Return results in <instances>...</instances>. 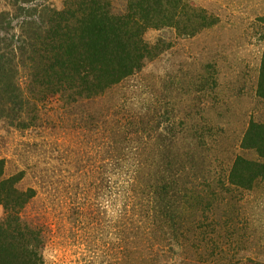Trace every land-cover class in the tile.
I'll list each match as a JSON object with an SVG mask.
<instances>
[{"label":"rangeland","instance_id":"1","mask_svg":"<svg viewBox=\"0 0 264 264\" xmlns=\"http://www.w3.org/2000/svg\"><path fill=\"white\" fill-rule=\"evenodd\" d=\"M127 1L111 0L112 9ZM177 1L178 25L145 30L158 50L140 71L99 96L37 95L22 113L28 126L16 113L0 118V179L32 195L18 214L40 233V264H264V182L228 183L236 156L256 158L241 148L250 122H264V0ZM189 16L186 29L201 25L194 34L183 30ZM168 171L196 186L190 207L201 227L159 262L156 249L134 255L128 210L139 205L128 195L135 181ZM6 214L0 205V221Z\"/></svg>","mask_w":264,"mask_h":264},{"label":"trees","instance_id":"2","mask_svg":"<svg viewBox=\"0 0 264 264\" xmlns=\"http://www.w3.org/2000/svg\"><path fill=\"white\" fill-rule=\"evenodd\" d=\"M164 7L170 12H163ZM184 9L177 0H128L124 12H115L111 0H70L62 10L48 6L46 0L0 3V118L16 113L21 116L17 125L25 127L22 113L37 95L72 99L101 95L154 58L158 49L145 42V30L178 25ZM195 19H186V33L201 28L199 23L186 29ZM21 74L25 85L19 82ZM257 94L264 99V54ZM241 148L253 151L256 158L236 156L228 183L251 189L256 182H264V122H250ZM166 164L167 169L168 164L175 168L172 161ZM177 174L158 173L149 184H132L128 198L139 205L133 213L128 210L129 228L136 232L134 255L153 254L156 249L159 262L158 253L177 256L183 242L201 227L197 208L190 207L200 193L191 180L179 186ZM10 179H0V205L7 213L0 221V264H40V233L18 214L32 195L17 190ZM186 208L192 211L190 217Z\"/></svg>","mask_w":264,"mask_h":264}]
</instances>
